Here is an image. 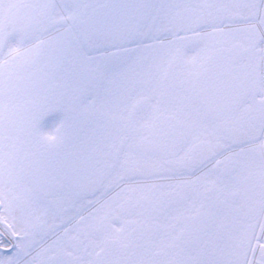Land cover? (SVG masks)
<instances>
[{
	"label": "flooded vegetation",
	"instance_id": "1",
	"mask_svg": "<svg viewBox=\"0 0 264 264\" xmlns=\"http://www.w3.org/2000/svg\"><path fill=\"white\" fill-rule=\"evenodd\" d=\"M107 1L0 0V264H264V0Z\"/></svg>",
	"mask_w": 264,
	"mask_h": 264
},
{
	"label": "water",
	"instance_id": "2",
	"mask_svg": "<svg viewBox=\"0 0 264 264\" xmlns=\"http://www.w3.org/2000/svg\"><path fill=\"white\" fill-rule=\"evenodd\" d=\"M114 8H117V3L114 1V0H108L107 2H105L103 5L97 7L96 9H94V11L92 12L91 14V18L92 19H95V18H103V21L104 23H107L105 21L106 18H112L111 17V14L109 13V11L111 9H114ZM119 10H120V14L119 16H125L127 17V7L124 8V15L122 14V7L120 6L119 7ZM109 20V19H108ZM209 69H208V72L211 71V69L213 68V65H214V61H213V58L210 59V62H209ZM207 70H205L206 72ZM204 72V73H205ZM195 97L197 98V94L195 95ZM243 100H240L236 103V107H240L242 105V102ZM41 264H59V258L57 257H54V258H51V259H48V260H45L44 262H42Z\"/></svg>",
	"mask_w": 264,
	"mask_h": 264
}]
</instances>
